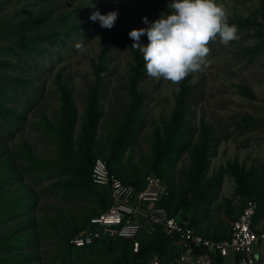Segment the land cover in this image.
I'll use <instances>...</instances> for the list:
<instances>
[{
    "label": "rangeland",
    "instance_id": "1",
    "mask_svg": "<svg viewBox=\"0 0 264 264\" xmlns=\"http://www.w3.org/2000/svg\"><path fill=\"white\" fill-rule=\"evenodd\" d=\"M170 2L0 0V65L11 63L0 66V100L22 118L0 119V264H125L122 247L108 244L114 230L99 226L96 230L105 242L96 241L93 247L68 256L71 240L82 236L103 208L97 198L58 185L73 178L86 159L81 130L105 39L123 31L122 40L106 57L101 120L91 151L92 161L101 158L106 164L130 105L134 55L142 54L131 47L129 33L147 27L144 17L156 21L167 13ZM219 2L229 23L245 24L239 27V39L228 47L219 39L210 42L209 66L179 84L151 78L144 70L139 81L144 95L139 121L130 146L113 166L130 185H143L149 175L162 179L174 193L169 211L181 218L188 172L194 156L206 147V172L216 188L211 199L201 203V209L194 206L188 217L197 232L214 240L229 237L231 223L247 200L257 202L258 208L264 204V45L251 59V50L264 44V0ZM95 11L118 12L114 27L105 29L99 21L93 22L90 16ZM33 20L41 22L32 35L69 31L70 36L42 43L47 52L34 53L30 59L19 48L18 33L23 23ZM141 41L149 42L146 35ZM182 83L190 88L184 125L171 154L157 162L156 151L166 140ZM63 87L77 118L69 145L61 113ZM53 163L57 169L42 166ZM126 253L133 260L130 248Z\"/></svg>",
    "mask_w": 264,
    "mask_h": 264
},
{
    "label": "trees",
    "instance_id": "2",
    "mask_svg": "<svg viewBox=\"0 0 264 264\" xmlns=\"http://www.w3.org/2000/svg\"><path fill=\"white\" fill-rule=\"evenodd\" d=\"M40 20L27 21L22 24V27L18 33L20 39L18 45L21 52L25 53L26 56L30 59H33L34 53H45L48 49H44L42 43L58 41L61 37H69V31H60L54 32L47 35L36 36L32 35L33 31L40 24ZM236 24V23H230ZM239 27H244L245 24L237 23ZM123 37V31L120 30L109 35L101 48L100 56L98 58V64L94 66L95 73V82L91 89L90 96L87 102V109L85 113V120L81 130V146L85 148L86 159L81 165L76 167V173L73 178L68 181H61L60 186L67 187L68 189L77 188L78 190L85 193L87 196H93L102 202L103 212L108 210L112 205V198L110 196V191L108 188H103L97 186L92 181V168L94 161L91 160V151L93 150L94 142L96 139L97 130L101 120V113L99 110V102L101 97V91L103 87L104 74L106 72V57L113 48H115ZM263 43L257 45L254 49L251 50L252 56L251 59H254L263 48ZM15 54L18 52L15 50ZM134 65L131 69V74L129 77V96H130V105L128 111L124 117V121L119 127L115 139L111 145V148L108 149L109 157L107 159V168L110 173L116 175L122 181L123 179L119 177L114 169V165L118 164L122 156L124 155L127 148L130 146V139L133 136V131L139 121L140 112L143 107L144 95L139 90V81L144 73V60L143 55L140 53H135L134 55ZM11 63L5 62L1 63V67H9ZM62 91V106L61 113L62 119L64 122L65 138L67 139L66 145L71 144V137L73 136L77 118L73 115L72 112V102L71 96L66 91V88H61ZM2 95H6L5 92L1 91ZM190 94V88L186 83H182L179 96L176 100L174 110L172 112L170 125L168 126V134L165 142L161 145H158L156 151L157 162H161L162 159H165L168 155L171 154L174 147L176 146L177 138L180 135L181 129L183 128L185 115H186V104L187 99ZM0 119L4 121L19 122L21 121V116L18 112L9 108L6 102L0 100ZM207 142V141H206ZM207 145V143H205ZM206 147H203L197 155L193 158V164L191 170L188 172V179L186 183V189L182 192V198L184 200L183 207L185 212L183 217H179L183 222L189 223V226L193 227L190 223L188 214L192 208L197 207L198 209L202 208L201 203H205L208 199H211V193L216 188V185L213 181L208 179L206 172ZM160 164V163H159ZM42 166L49 169H57L58 164H42ZM52 174V173H50ZM49 174L47 179H50L52 175ZM146 180V179H145ZM162 180V179H161ZM123 183L128 184L123 181ZM137 191L142 190L145 187L144 184L133 182L131 183ZM130 185V184H128ZM101 188V191L99 190ZM168 196H164L160 202V205L167 208L171 206V200L173 199L174 193L170 192V188L167 189ZM253 201V200H247ZM247 203V202H246ZM257 203V202H256ZM15 212V211H14ZM170 212V211H169ZM100 213V214H101ZM171 213V212H170ZM15 214V213H13ZM95 215L96 216H99ZM171 215L176 216L171 213ZM178 217V216H177ZM91 220V219H90ZM90 223V221H89ZM89 227V226H88ZM150 236V237H149ZM152 236H155L151 238ZM204 236V235H203ZM149 237V238H148ZM206 237V236H205ZM148 238V239H147ZM208 238V237H206ZM228 239V238H226ZM141 240V248L138 254H134L132 250V243L130 240H121L115 239L114 235L110 237L108 244L110 246L122 247L123 256L125 264H134L137 259H141L139 263L147 261L154 253L158 255L163 260L171 259L175 255L176 247L172 245L171 239L164 233L162 227H157L156 231L152 234L147 231L143 232V237ZM216 240V239H215ZM225 240V239H223ZM98 241H106L100 239ZM97 241V242H98ZM95 244V243H94ZM76 248L73 245V248L69 249L68 256L74 254L75 251L85 250L88 247H93V245ZM130 248V252L133 256V260L129 261L127 259V249ZM222 258H216L215 264H223ZM137 263V264H139Z\"/></svg>",
    "mask_w": 264,
    "mask_h": 264
},
{
    "label": "built area",
    "instance_id": "3",
    "mask_svg": "<svg viewBox=\"0 0 264 264\" xmlns=\"http://www.w3.org/2000/svg\"><path fill=\"white\" fill-rule=\"evenodd\" d=\"M92 181L97 186L109 189L112 205L90 220L82 236L71 240L74 247L84 248L102 239L101 233L96 230L99 226L114 230L115 239L130 240L133 253L138 254L142 233H153L157 227H162L176 247L175 255L163 260L155 254L139 264H215L217 257L224 262L231 255L234 264H258L251 255L254 247L261 240L264 241V232L258 234L253 228L258 210L255 201H247L242 212L231 223L228 239L214 240L206 238L160 205L163 197L168 196V191L157 176H147L145 187L137 191L110 173L105 162L97 158L92 168Z\"/></svg>",
    "mask_w": 264,
    "mask_h": 264
},
{
    "label": "clouds",
    "instance_id": "4",
    "mask_svg": "<svg viewBox=\"0 0 264 264\" xmlns=\"http://www.w3.org/2000/svg\"><path fill=\"white\" fill-rule=\"evenodd\" d=\"M167 8L168 12H162L156 21L144 17L147 27L129 33L134 41L131 47L142 53L144 68L151 78L179 84L190 73L209 66L210 42L219 39L228 47L239 39V26L229 23L225 6L219 0H171ZM118 15L115 11L106 15L95 11L90 19L99 21L102 28L112 29ZM145 35L147 44L141 41Z\"/></svg>",
    "mask_w": 264,
    "mask_h": 264
},
{
    "label": "crops",
    "instance_id": "5",
    "mask_svg": "<svg viewBox=\"0 0 264 264\" xmlns=\"http://www.w3.org/2000/svg\"><path fill=\"white\" fill-rule=\"evenodd\" d=\"M246 204V203H245ZM254 230L260 234L264 232V204L261 208H258L257 214L254 219ZM149 233V232H148ZM154 233V232H153ZM152 234V233H150ZM113 236V235H112ZM111 236V237H112ZM143 237V233L141 238ZM230 237V234H229ZM228 237V238H229ZM155 255V253L153 254ZM252 259L255 260L258 264H264V241L261 240L253 250V254L251 255ZM234 257L231 255L226 260H224V264H234Z\"/></svg>",
    "mask_w": 264,
    "mask_h": 264
}]
</instances>
